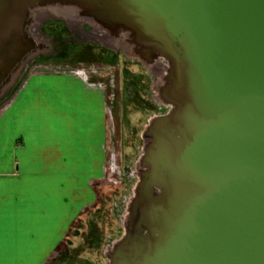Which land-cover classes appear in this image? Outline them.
I'll use <instances>...</instances> for the list:
<instances>
[{
	"label": "water",
	"instance_id": "95a60500",
	"mask_svg": "<svg viewBox=\"0 0 264 264\" xmlns=\"http://www.w3.org/2000/svg\"><path fill=\"white\" fill-rule=\"evenodd\" d=\"M164 62L108 264H264V0H0V100L46 50L36 18Z\"/></svg>",
	"mask_w": 264,
	"mask_h": 264
},
{
	"label": "crops",
	"instance_id": "0c3cea01",
	"mask_svg": "<svg viewBox=\"0 0 264 264\" xmlns=\"http://www.w3.org/2000/svg\"><path fill=\"white\" fill-rule=\"evenodd\" d=\"M0 111V264H50L98 206L108 155L101 85L31 73Z\"/></svg>",
	"mask_w": 264,
	"mask_h": 264
},
{
	"label": "rangeland",
	"instance_id": "374dc122",
	"mask_svg": "<svg viewBox=\"0 0 264 264\" xmlns=\"http://www.w3.org/2000/svg\"><path fill=\"white\" fill-rule=\"evenodd\" d=\"M50 15L38 16L32 25L46 51L22 70L18 88L33 72L78 73L101 85L109 108L108 158L97 188L98 206L82 215L50 264H108L109 250L124 235L123 221L145 145L143 133L155 117L168 112L155 94L165 74L164 62L147 66L123 46L108 43L98 28ZM17 90L0 100V111Z\"/></svg>",
	"mask_w": 264,
	"mask_h": 264
},
{
	"label": "snow or ice",
	"instance_id": "6c2138e0",
	"mask_svg": "<svg viewBox=\"0 0 264 264\" xmlns=\"http://www.w3.org/2000/svg\"><path fill=\"white\" fill-rule=\"evenodd\" d=\"M3 238H2V230H0V246H2Z\"/></svg>",
	"mask_w": 264,
	"mask_h": 264
},
{
	"label": "bare ground",
	"instance_id": "6f19581e",
	"mask_svg": "<svg viewBox=\"0 0 264 264\" xmlns=\"http://www.w3.org/2000/svg\"><path fill=\"white\" fill-rule=\"evenodd\" d=\"M93 32V31H92ZM88 33V32H87ZM86 35V34H85ZM96 35V34H95ZM103 35V34H102ZM105 35H107V34H105ZM101 38V37H100ZM82 40V39H81ZM106 41L107 40H109V38H108V36H106V39H105ZM108 43H110V42H108ZM105 45H106V43H105ZM157 100V99H156Z\"/></svg>",
	"mask_w": 264,
	"mask_h": 264
},
{
	"label": "trees",
	"instance_id": "16d2710c",
	"mask_svg": "<svg viewBox=\"0 0 264 264\" xmlns=\"http://www.w3.org/2000/svg\"><path fill=\"white\" fill-rule=\"evenodd\" d=\"M79 60H80V59H79ZM18 87H19V85H17L14 89H18ZM14 89H13V90H14Z\"/></svg>",
	"mask_w": 264,
	"mask_h": 264
},
{
	"label": "flooded vegetation",
	"instance_id": "af4514ba",
	"mask_svg": "<svg viewBox=\"0 0 264 264\" xmlns=\"http://www.w3.org/2000/svg\"><path fill=\"white\" fill-rule=\"evenodd\" d=\"M84 59H86V58H84ZM129 95H131V92L129 93Z\"/></svg>",
	"mask_w": 264,
	"mask_h": 264
}]
</instances>
